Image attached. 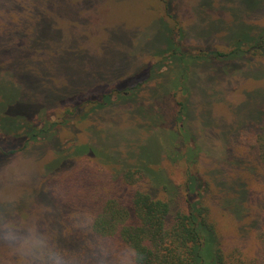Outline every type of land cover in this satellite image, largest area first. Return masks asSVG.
I'll use <instances>...</instances> for the list:
<instances>
[{"label":"rangeland","instance_id":"1","mask_svg":"<svg viewBox=\"0 0 264 264\" xmlns=\"http://www.w3.org/2000/svg\"><path fill=\"white\" fill-rule=\"evenodd\" d=\"M173 1L175 35L195 52L226 50L264 31V0ZM170 27L158 0H0V129L13 133L21 120L47 130L0 161V224L35 223L60 248L62 232L88 228L103 199L130 195L137 186L122 176L134 165L155 169L140 187L176 210L183 198L174 187L185 181L188 157L189 171L212 184V198L204 194L218 234L227 243L250 241L256 224H239L215 193L264 199V176L243 172L257 161L264 57L161 60L172 46ZM137 72L144 87L131 98L114 94L87 120L58 124L80 98L134 85ZM88 146L102 158L78 154ZM0 264L27 261L0 240Z\"/></svg>","mask_w":264,"mask_h":264},{"label":"trees","instance_id":"2","mask_svg":"<svg viewBox=\"0 0 264 264\" xmlns=\"http://www.w3.org/2000/svg\"><path fill=\"white\" fill-rule=\"evenodd\" d=\"M158 2L162 16L171 25L172 40L170 49L160 54L161 60L171 58L173 61L174 57H178L183 63H187L189 59L195 57L199 60L231 56L240 58L248 54L264 57V31H257L248 39L240 36L238 42L226 50L201 47L196 49V52L193 51L189 45L184 43V37L179 38L175 35L176 28H173V24L179 22L175 11V1L158 0ZM147 67L148 64H146L145 73L149 69ZM140 74L139 72L135 74V76L139 75L140 81L134 85H129L127 82L126 86H116L108 93L101 92L95 98H90V96L88 99L80 98L71 108L68 107L58 114L62 120L58 124L66 125L72 119H75V123L87 120L95 109L111 104L114 94L119 100L131 98L135 91L142 90L144 87V79ZM148 81L150 80L145 79L146 83ZM178 104L183 106L184 103L179 102ZM178 121L181 130L180 115L177 116V123ZM54 125H56L55 122L50 124L51 130L54 129ZM260 127L262 131L256 134L253 145L257 161L254 167H247L243 171L245 174L264 176V121ZM46 131L30 127L21 120L18 121L13 133L0 129V161L25 150L30 142L42 138ZM183 135L188 137L186 133ZM50 138L52 135L48 141ZM85 153L101 157L100 153L95 154V150L91 151L89 146L82 148L78 154ZM68 159L67 156L66 160ZM182 165L190 166L188 157L182 160ZM189 166H187L185 181L174 187L176 196L183 198L176 210H172V203L168 199L154 195L148 187H140L141 184H145L149 175H158L153 167L134 165L132 168L124 169L123 181L129 186L137 187L131 190L127 197L111 196L103 199L92 221L89 222L88 228L79 231L65 229L62 232L59 236L60 248L69 254L67 262L87 264L89 260L90 264H99L98 246L105 244L112 249L109 264H115V257L121 249L126 247L138 250L142 256L140 264H264V213L259 217L253 214L254 209L264 208V199L256 196L250 200L251 203L246 202L244 199L246 195L240 192L230 193L231 195L227 192L215 193L220 203L232 212L239 224L241 222L256 224L254 233L247 244L234 240L227 243L218 234L216 224L211 219L210 204L205 202L204 192H209V195L213 196L212 184L208 180L205 181L199 172L189 171ZM248 168L251 169V174L247 171ZM239 179L241 178L238 177ZM242 186L241 188H246L245 181ZM73 252L76 253L72 254Z\"/></svg>","mask_w":264,"mask_h":264},{"label":"clouds","instance_id":"3","mask_svg":"<svg viewBox=\"0 0 264 264\" xmlns=\"http://www.w3.org/2000/svg\"><path fill=\"white\" fill-rule=\"evenodd\" d=\"M0 240L9 244L14 251L26 258L27 264H68L62 249L55 245L48 235L35 223L0 224ZM112 257L110 246H98L99 264H109ZM142 256L133 247L121 249L115 257V264H140Z\"/></svg>","mask_w":264,"mask_h":264}]
</instances>
